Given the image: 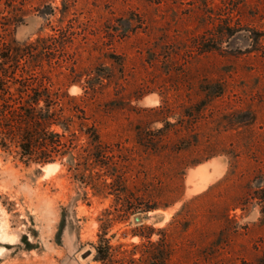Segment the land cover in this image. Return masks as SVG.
<instances>
[{
  "label": "rangeland",
  "instance_id": "obj_1",
  "mask_svg": "<svg viewBox=\"0 0 264 264\" xmlns=\"http://www.w3.org/2000/svg\"><path fill=\"white\" fill-rule=\"evenodd\" d=\"M263 25L264 0L2 2L0 43L85 100L159 208L120 217L60 162L48 172L0 149V264H103V224L115 259L150 226L167 243L159 264H264ZM50 37L66 39L54 57Z\"/></svg>",
  "mask_w": 264,
  "mask_h": 264
},
{
  "label": "trees",
  "instance_id": "obj_2",
  "mask_svg": "<svg viewBox=\"0 0 264 264\" xmlns=\"http://www.w3.org/2000/svg\"><path fill=\"white\" fill-rule=\"evenodd\" d=\"M16 1L0 0V5L3 2L14 8ZM255 33L264 40V25ZM49 40L52 42L46 48L54 57L55 52L64 47L66 39L53 42L54 37H50ZM20 54L5 41L0 43V149L14 153L15 158L27 166L60 162L75 182L91 189L93 196H113L120 217L135 214L141 218L142 213L159 208L157 201L141 202L130 181L129 158L116 153L114 146L103 139L97 123L87 112L85 100H78L67 90L55 87L50 76L45 83L38 75L19 67ZM94 86L90 85L93 90ZM260 199L264 212V197ZM102 228L95 246V259L103 264H159V245L167 246L164 240L152 241L155 229L145 226L148 232L135 233L146 239L140 246H134L135 251L144 247L142 256L135 259L132 250L128 257L115 259V249L105 238L108 225L103 224ZM166 260L164 257L163 262Z\"/></svg>",
  "mask_w": 264,
  "mask_h": 264
},
{
  "label": "bare ground",
  "instance_id": "obj_3",
  "mask_svg": "<svg viewBox=\"0 0 264 264\" xmlns=\"http://www.w3.org/2000/svg\"><path fill=\"white\" fill-rule=\"evenodd\" d=\"M58 167V163H49L47 165L44 166V168H46V170L48 172H53L56 170V168ZM197 184V183H196ZM198 186V185H197ZM200 188V187H199Z\"/></svg>",
  "mask_w": 264,
  "mask_h": 264
},
{
  "label": "water",
  "instance_id": "obj_4",
  "mask_svg": "<svg viewBox=\"0 0 264 264\" xmlns=\"http://www.w3.org/2000/svg\"><path fill=\"white\" fill-rule=\"evenodd\" d=\"M47 164H48V163H47ZM45 165H46V164H45ZM45 165H44V166H45ZM136 219H137V221H140V220H141V218L138 217V216L136 217ZM158 219H159V216H158Z\"/></svg>",
  "mask_w": 264,
  "mask_h": 264
}]
</instances>
